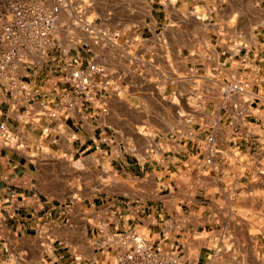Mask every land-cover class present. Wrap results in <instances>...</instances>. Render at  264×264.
<instances>
[{
	"label": "crops",
	"instance_id": "obj_1",
	"mask_svg": "<svg viewBox=\"0 0 264 264\" xmlns=\"http://www.w3.org/2000/svg\"><path fill=\"white\" fill-rule=\"evenodd\" d=\"M107 4L114 42L56 36L0 86V264H117L106 235L128 232L178 264H264V0ZM73 58L111 85L52 118Z\"/></svg>",
	"mask_w": 264,
	"mask_h": 264
},
{
	"label": "built area",
	"instance_id": "obj_2",
	"mask_svg": "<svg viewBox=\"0 0 264 264\" xmlns=\"http://www.w3.org/2000/svg\"><path fill=\"white\" fill-rule=\"evenodd\" d=\"M69 0H0V86L6 91L17 88L20 70L25 65H40L54 47L56 29L63 12L71 8ZM83 22V21H82ZM89 30L86 24L83 30ZM93 33V32H92ZM99 37L109 45L117 35L111 33H93V39ZM110 40V41H109ZM73 64L76 65L73 67ZM57 71L63 76L69 88H61L62 97L53 103L52 118H58L67 108L74 106L71 98H81L83 102L93 103L99 90L105 84V67L91 61L82 66L78 58L65 62ZM115 92L118 86L113 85ZM244 83H234L227 89V94L237 96L244 92ZM0 137L4 144L11 145L14 135L5 123H0ZM214 137L208 138L206 161L213 163L216 150ZM242 150L236 146L233 150L235 162L242 163ZM18 197L11 192L10 198ZM103 234V233H102ZM111 242L117 243V264H178L179 246L173 245L172 252H166L162 244H153L134 232L123 235H106Z\"/></svg>",
	"mask_w": 264,
	"mask_h": 264
},
{
	"label": "rangeland",
	"instance_id": "obj_3",
	"mask_svg": "<svg viewBox=\"0 0 264 264\" xmlns=\"http://www.w3.org/2000/svg\"><path fill=\"white\" fill-rule=\"evenodd\" d=\"M69 1L71 8L62 13L56 36L61 40L62 45L66 43L65 45L76 47L77 42L82 40L93 46L95 41L93 33L107 31V26L113 23L109 18L107 0H104L103 5L94 4L92 0ZM84 24L89 27L88 31L83 30ZM70 37H75L73 42H70Z\"/></svg>",
	"mask_w": 264,
	"mask_h": 264
}]
</instances>
